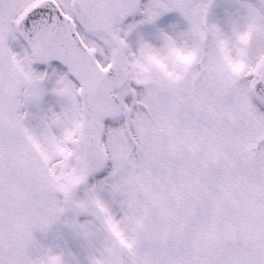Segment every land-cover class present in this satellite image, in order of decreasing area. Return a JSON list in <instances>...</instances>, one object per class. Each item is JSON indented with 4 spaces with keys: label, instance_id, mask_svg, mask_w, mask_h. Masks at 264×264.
Instances as JSON below:
<instances>
[{
    "label": "snow or ice",
    "instance_id": "snow-or-ice-1",
    "mask_svg": "<svg viewBox=\"0 0 264 264\" xmlns=\"http://www.w3.org/2000/svg\"><path fill=\"white\" fill-rule=\"evenodd\" d=\"M213 4L0 0V264H50L34 232L68 212L88 264H264V0L227 30Z\"/></svg>",
    "mask_w": 264,
    "mask_h": 264
},
{
    "label": "rangeland",
    "instance_id": "rangeland-1",
    "mask_svg": "<svg viewBox=\"0 0 264 264\" xmlns=\"http://www.w3.org/2000/svg\"><path fill=\"white\" fill-rule=\"evenodd\" d=\"M251 3L253 4H258L256 1L254 0H250ZM233 8V12H234V18L232 17L231 11L230 9ZM244 12L243 7L241 6V0H214V4L210 10V14H209V20L211 22H214L216 24H218L220 27L224 28L222 25L223 23H226L228 25H232V23L238 19L242 18V14ZM140 17L137 16L135 17V19H139ZM131 20V19H130ZM173 26L177 27V28H184L186 27V21L183 19V17L178 13V12H170L167 15L162 16L154 25L151 24H144V25H139V35H143L145 38L151 39L154 43H159V38H158V32L160 29H171ZM130 39L135 42L136 39H138V33H133L130 37ZM44 69V68H43ZM43 69H38V70H43ZM53 86L52 81H46L45 82V87L47 89H51ZM50 93H52L51 91H47L46 94L50 95ZM57 102L61 105L62 100L59 97V101L57 100ZM46 104V103H44ZM52 107L55 109H59V107H57V104H55V102H52ZM44 112L46 110L45 106H43ZM44 116V114H43ZM34 120V119H32ZM31 123L33 124V122L31 121ZM90 187V186H89ZM87 187L86 189L88 190ZM86 193L84 192V195ZM102 196H106V194L104 192H102ZM108 198H110V195H107ZM108 198H105L106 201H109ZM111 204V206L113 205H117L113 198L111 197V202H109ZM117 216H119V213L114 212ZM65 222V221H64ZM61 222L64 225L68 226L70 225L69 222ZM70 232L71 236V241H77V237L78 234L77 232L73 229L70 228V230H68ZM69 236V238H70ZM79 246V243L76 245ZM81 248V245H80ZM86 256L88 255L89 251L86 249ZM77 258V257H75ZM65 264H78L76 263V260L74 259V257L72 258V260L70 262H66Z\"/></svg>",
    "mask_w": 264,
    "mask_h": 264
},
{
    "label": "flooded vegetation",
    "instance_id": "flooded-vegetation-1",
    "mask_svg": "<svg viewBox=\"0 0 264 264\" xmlns=\"http://www.w3.org/2000/svg\"><path fill=\"white\" fill-rule=\"evenodd\" d=\"M33 122V125H37L35 120H31ZM100 195L102 196V193L100 192ZM103 198V197H102ZM113 211H117V205H113L112 206ZM36 248L34 249V252H36L37 254L41 251V250H48L51 244V241L49 239L48 234H38L37 232H34V236H36Z\"/></svg>",
    "mask_w": 264,
    "mask_h": 264
},
{
    "label": "clouds",
    "instance_id": "clouds-1",
    "mask_svg": "<svg viewBox=\"0 0 264 264\" xmlns=\"http://www.w3.org/2000/svg\"><path fill=\"white\" fill-rule=\"evenodd\" d=\"M73 183H75V181H73ZM62 259H63V253L62 252H53L51 254V256L48 257L50 264H60Z\"/></svg>",
    "mask_w": 264,
    "mask_h": 264
}]
</instances>
